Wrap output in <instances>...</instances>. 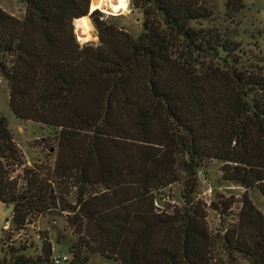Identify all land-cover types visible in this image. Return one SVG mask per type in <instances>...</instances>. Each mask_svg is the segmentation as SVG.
<instances>
[{
	"label": "trees",
	"instance_id": "1",
	"mask_svg": "<svg viewBox=\"0 0 264 264\" xmlns=\"http://www.w3.org/2000/svg\"><path fill=\"white\" fill-rule=\"evenodd\" d=\"M20 1L23 17L0 6V72L18 119L60 128L54 168L77 186L71 208L90 250L120 264H237L236 253L264 264V212L247 195L254 187L264 195V66L242 64V43L227 30L191 24L208 17L199 0H132L146 14L137 39L104 19L96 0ZM88 15L99 44L76 39L74 22ZM18 153L1 115L0 200L14 204L21 229L58 197L35 171L18 190L9 172L26 162ZM212 159L224 180L245 188L241 199L196 198L194 177ZM179 162L189 178L169 210L158 200L181 179ZM238 201L236 223L211 230L209 209L225 221ZM8 250L4 264H50L54 256L50 243L37 258L26 247ZM87 259L78 249L70 264Z\"/></svg>",
	"mask_w": 264,
	"mask_h": 264
},
{
	"label": "rangeland",
	"instance_id": "2",
	"mask_svg": "<svg viewBox=\"0 0 264 264\" xmlns=\"http://www.w3.org/2000/svg\"><path fill=\"white\" fill-rule=\"evenodd\" d=\"M143 6L146 0H138ZM227 2L237 8L241 4L240 9H233L227 5ZM100 7L98 11L104 19L114 20L116 23L128 31L134 38H139L144 32V22L146 14L144 8L130 7L129 11H119L117 13L107 10L109 0H96ZM132 4V0L129 2ZM203 8L207 10L208 17L192 21V25L196 28L200 27H220L229 32V38L240 41L242 43L241 58L242 64L250 65L249 62H259L264 66V0H199ZM0 6L9 13L23 17L25 13V3L20 0H0ZM106 7V8H105ZM149 7L151 4L149 2ZM105 8V9H104ZM92 13L91 9L89 10ZM92 35L94 38L89 40L83 39V18L75 20L74 29L76 39L81 45L86 43L99 44V33L94 25L91 16ZM82 20V21H81ZM81 38H79V37ZM7 117L9 127L15 138L19 153L18 159H24L22 165H14L15 169L9 167L11 177L18 180V190L22 191L26 185L29 172H36L39 177L51 181L56 190L58 197L57 207L50 211H45L38 217H32L31 222L27 223L24 228L17 229L13 222L14 204L4 203L0 200V264H4L5 252H9L8 248L15 247L20 250L27 248V254L32 258L40 255L42 248L47 243L53 247V255L67 254L70 258L65 264H70L75 251L81 250V257H88L87 264H120L115 257H108L100 252L90 250L87 246L90 237L79 235L76 229H79L76 211L71 207L76 204L75 197L77 195V186L71 180L58 176L55 172V162L60 153L58 145V133L60 128L39 123L32 120L23 121L18 119L10 106V88L8 80L0 72V116ZM21 161V160H20ZM15 163V162H14ZM177 169L181 179L174 185L169 186L163 192L162 200L159 199V205L163 208H170V203H178V193H185L186 182L189 178L188 171L185 170L183 162H179ZM205 165V173L197 174L196 198H201L208 203L212 200H218L220 194L227 197H235L241 199L245 193V188L235 182L224 180L221 170L222 162L217 159L207 160ZM30 170L27 172V168ZM90 191V188H88ZM247 195L264 212V195L257 187L247 191ZM160 196V197H161ZM182 199V198H181ZM239 201L231 208V214L225 216L220 215L218 211L209 209L207 221L211 230L226 229L236 223L237 213L240 210ZM75 215V217H74ZM71 217V218H70ZM88 225H84V229ZM5 230V231H4ZM3 233L5 239L2 243ZM86 233V232H85ZM83 237V238H82ZM97 241V240H96ZM93 240L92 243H96ZM98 243V241H97ZM3 245V246H2ZM92 246V245H91ZM3 247L5 252L3 251ZM237 264H252V261L240 253H236ZM226 258V256L224 257Z\"/></svg>",
	"mask_w": 264,
	"mask_h": 264
},
{
	"label": "bare ground",
	"instance_id": "3",
	"mask_svg": "<svg viewBox=\"0 0 264 264\" xmlns=\"http://www.w3.org/2000/svg\"><path fill=\"white\" fill-rule=\"evenodd\" d=\"M109 9L111 10V12H115V13H117L119 11H123V12L129 11L130 10L129 0H109L107 10H109ZM82 18H83V24H82V26H83V39L89 40L91 38H94L92 33H91L92 26H91L90 19L87 16H84Z\"/></svg>",
	"mask_w": 264,
	"mask_h": 264
},
{
	"label": "built area",
	"instance_id": "4",
	"mask_svg": "<svg viewBox=\"0 0 264 264\" xmlns=\"http://www.w3.org/2000/svg\"><path fill=\"white\" fill-rule=\"evenodd\" d=\"M199 174L203 175L201 172H199ZM69 258L70 257L67 254H58L53 256L52 263L50 264H65L69 260Z\"/></svg>",
	"mask_w": 264,
	"mask_h": 264
},
{
	"label": "water",
	"instance_id": "5",
	"mask_svg": "<svg viewBox=\"0 0 264 264\" xmlns=\"http://www.w3.org/2000/svg\"><path fill=\"white\" fill-rule=\"evenodd\" d=\"M130 7H132V4H130Z\"/></svg>",
	"mask_w": 264,
	"mask_h": 264
},
{
	"label": "clouds",
	"instance_id": "6",
	"mask_svg": "<svg viewBox=\"0 0 264 264\" xmlns=\"http://www.w3.org/2000/svg\"><path fill=\"white\" fill-rule=\"evenodd\" d=\"M129 2H130V0H129Z\"/></svg>",
	"mask_w": 264,
	"mask_h": 264
}]
</instances>
